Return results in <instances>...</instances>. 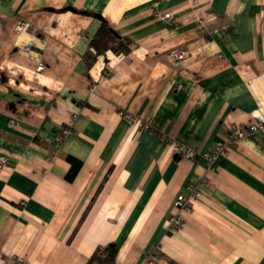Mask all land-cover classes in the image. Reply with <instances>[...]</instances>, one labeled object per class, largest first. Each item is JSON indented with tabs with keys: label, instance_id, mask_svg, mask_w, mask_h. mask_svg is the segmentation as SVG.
<instances>
[{
	"label": "crops",
	"instance_id": "crops-1",
	"mask_svg": "<svg viewBox=\"0 0 264 264\" xmlns=\"http://www.w3.org/2000/svg\"><path fill=\"white\" fill-rule=\"evenodd\" d=\"M95 15L128 51L87 65ZM254 112L264 0H0V264H88L109 247L114 261L92 264H264V130L230 142ZM169 138L201 154L229 147L211 172ZM68 156L82 162L72 181ZM205 176L170 230L176 196Z\"/></svg>",
	"mask_w": 264,
	"mask_h": 264
},
{
	"label": "built area",
	"instance_id": "built-area-1",
	"mask_svg": "<svg viewBox=\"0 0 264 264\" xmlns=\"http://www.w3.org/2000/svg\"><path fill=\"white\" fill-rule=\"evenodd\" d=\"M156 15L166 21H169L170 19V16L168 14H164L162 16H160L159 14ZM28 28L29 25L26 22L19 21L15 28V31L17 33H20ZM188 55L189 51L182 48H174L171 50V56L179 62L185 60ZM44 69L45 65L43 63H40L37 67L38 72H41ZM119 115L125 118L133 128L151 130L150 124L140 116H136L134 114L126 112H120ZM253 117L254 122L245 128L237 125L232 126L230 141L232 144H236L249 134H254L264 130V115L259 112H254ZM169 144L173 154L177 156H182L193 161L203 159L207 165L208 170L211 172H215L218 169L221 157L229 147L227 142H219L212 150L201 154L196 149L174 141L170 138ZM6 165L7 159L5 157H0V171H2ZM209 185L210 180L207 176H205L201 178L198 183L188 185L186 188V193H181L176 196L174 201L175 213L169 220L170 230L175 232L181 229V227L185 223L186 214L190 213L193 210L195 202L203 197L205 191L209 188ZM152 262L153 259L146 264H152Z\"/></svg>",
	"mask_w": 264,
	"mask_h": 264
},
{
	"label": "trees",
	"instance_id": "trees-1",
	"mask_svg": "<svg viewBox=\"0 0 264 264\" xmlns=\"http://www.w3.org/2000/svg\"><path fill=\"white\" fill-rule=\"evenodd\" d=\"M101 20V26L97 31L96 35L92 38L90 42V50L86 54L85 59L87 65L92 64L99 55L104 54L108 50L113 52H127L125 39L122 38L104 19ZM67 159L71 163V169L67 174V179L72 181L75 179L79 169L81 168L82 162L72 156H68ZM116 254V249L114 247H109L106 249H97L88 264L93 262H113Z\"/></svg>",
	"mask_w": 264,
	"mask_h": 264
},
{
	"label": "water",
	"instance_id": "water-1",
	"mask_svg": "<svg viewBox=\"0 0 264 264\" xmlns=\"http://www.w3.org/2000/svg\"><path fill=\"white\" fill-rule=\"evenodd\" d=\"M69 9L74 10L73 8H69ZM95 17L101 19V16H99V15H95Z\"/></svg>",
	"mask_w": 264,
	"mask_h": 264
}]
</instances>
